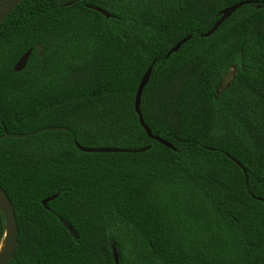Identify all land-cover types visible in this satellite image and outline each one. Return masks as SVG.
Wrapping results in <instances>:
<instances>
[{"label":"trees","instance_id":"16d2710c","mask_svg":"<svg viewBox=\"0 0 264 264\" xmlns=\"http://www.w3.org/2000/svg\"><path fill=\"white\" fill-rule=\"evenodd\" d=\"M241 2L251 3L201 37ZM262 4L22 0L13 9L0 24V187L18 230L7 264H264ZM152 63L140 112L173 150L134 111ZM74 142L149 150L87 154ZM5 230L0 210V245Z\"/></svg>","mask_w":264,"mask_h":264},{"label":"water","instance_id":"95a60500","mask_svg":"<svg viewBox=\"0 0 264 264\" xmlns=\"http://www.w3.org/2000/svg\"><path fill=\"white\" fill-rule=\"evenodd\" d=\"M21 1L22 0H0V24L13 11V9H15L19 5V3ZM250 3L251 2H241V3H238L236 5H233L231 7H228L226 9L221 10L218 14V16H219L218 21H216L214 23V25L211 27V29L207 33L202 34L201 37L207 38V37L211 36L223 24V22L225 20H227L237 9H239L245 5H248ZM261 7H264V4H262ZM88 8L97 12V13H100L101 15L105 16L106 18L110 17L108 14H106L104 11H102L98 8H92V7H88ZM189 40H190V37H187V38L183 39L182 41L178 42L165 55V58H168L171 54L176 53L179 50V48ZM30 54H31V50H28L18 60V62L14 66V72L15 73H19L25 68V66L28 62V59L30 57ZM152 68H153V63L148 67V69L146 70V72L142 76L141 81L137 87L135 98H134V111L138 117V123H139L140 127L143 129V131L146 133V135L150 139L158 142L159 144L163 145L164 147H166L170 150H173V147L169 143L165 142L164 140H162L160 138L153 137L151 135L150 130L148 129V127L143 122L142 115L140 112V100H141L142 91H143L144 87L146 86V84L148 83ZM74 146L80 152L87 153V154H142V153L149 150V147H144V148H140V149L86 148V147L80 146L76 142H74ZM235 164L237 166H239V164L237 162H235ZM243 173H244V171H243ZM55 197L56 196L52 197V199ZM50 200H51L50 198L44 200L42 202V205L45 206ZM0 210H1L2 216H3L4 221H5V229H6L3 241L0 245V250H1L0 251V264H7L11 261L13 254L16 250L17 244H18V230H17L16 217L14 214L12 204H11L8 196L6 195V193L4 192V190L1 187H0ZM3 244H4V247L1 249Z\"/></svg>","mask_w":264,"mask_h":264},{"label":"bare ground","instance_id":"6f19581e","mask_svg":"<svg viewBox=\"0 0 264 264\" xmlns=\"http://www.w3.org/2000/svg\"><path fill=\"white\" fill-rule=\"evenodd\" d=\"M4 247V244L2 245L1 249ZM1 251V250H0Z\"/></svg>","mask_w":264,"mask_h":264},{"label":"rangeland","instance_id":"374dc122","mask_svg":"<svg viewBox=\"0 0 264 264\" xmlns=\"http://www.w3.org/2000/svg\"><path fill=\"white\" fill-rule=\"evenodd\" d=\"M226 81H227V79H226ZM226 81H225V82H226Z\"/></svg>","mask_w":264,"mask_h":264}]
</instances>
